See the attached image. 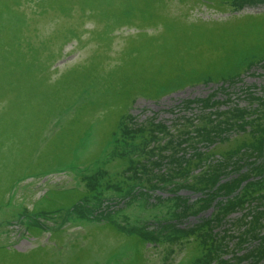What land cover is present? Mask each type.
I'll return each instance as SVG.
<instances>
[{
	"label": "rangeland",
	"instance_id": "obj_1",
	"mask_svg": "<svg viewBox=\"0 0 264 264\" xmlns=\"http://www.w3.org/2000/svg\"><path fill=\"white\" fill-rule=\"evenodd\" d=\"M211 1L0 0V52L54 64L0 63V264H264V0Z\"/></svg>",
	"mask_w": 264,
	"mask_h": 264
},
{
	"label": "trees",
	"instance_id": "obj_2",
	"mask_svg": "<svg viewBox=\"0 0 264 264\" xmlns=\"http://www.w3.org/2000/svg\"><path fill=\"white\" fill-rule=\"evenodd\" d=\"M8 1H10V0H8ZM52 1L53 2L59 1V4H61L63 2L61 8L59 9V12L61 10H63L66 13L67 17H73L74 11H75L77 5H79L83 9H85V10H83L84 12L86 11L87 13L90 14V13H92V10H86V7H89L91 9H93L94 11H96L95 8L103 7L104 5L107 4V2H102V0H62V2H61V0H52ZM203 1L208 2V3L212 2L211 0H203ZM44 2H47L48 6H49L50 0H38V4H41V3H44ZM233 2H234V0H217V5L219 7H221V8H225V6H228V5L232 4ZM97 5H99V6H97ZM133 25H134L133 23L125 24V26L131 27V28H132ZM17 34H18V32L10 33V35H14L13 37H15V38L19 37V35H17ZM45 51H49V50L46 47H44V46H39V47H35V48H30L29 49L30 53H27V52L25 53L24 52L25 54L23 53L22 55H20V53L18 52L17 47H15V45H14V48H8V49H5V50L4 49L1 50L0 55H3L5 57L0 59V63H3V62L6 61V64L8 65V67H11V68H18L17 66H26V67L33 68L34 65L30 63V61L32 60V61H35V62H39V64L41 63L40 65H38V68H35V69H37L39 71L40 70H48L44 74L46 76L47 73L52 70V66L54 64H50L48 67H47L46 64H44L45 67L43 68L42 61H45L47 59V58L42 56V53L45 52ZM15 52H18V53H15ZM11 54H19V55H13V57H11ZM27 55H32L30 57L29 61H27V59H26ZM49 56L50 57H48V58L52 57L51 54ZM17 59H19L18 62H17ZM51 63H53V61ZM4 67L0 68V74H1V69H3ZM239 70L240 69H233V70L229 71L228 69H226V70H223L222 72L217 73V74H213L212 72H210V73L200 74V75H196V76L193 75V76H189L188 80H179V81L174 80V81H168V82L154 80L155 82L153 83V85H154L155 88L151 92L143 89L141 91H137V92L135 91L133 94L130 95L129 91L125 90L124 93H123V91L117 92L119 95L117 94V95H115V97L116 96H120L119 97L120 98L119 102H121V103L124 101V98H127L126 99V101H128V103H126L127 107L130 106L129 105L130 101L133 100V99L135 100V99L143 98V99H147V100L157 101L158 99L162 98L164 95H166L168 93H172V92H176V91H179V90H183L186 87L198 86V85L200 86V84H203L204 81H207V80L212 81L211 83H213V84L220 83V85H222V86L223 85H229V84H227V80L226 81H224V80L228 79L230 81L229 83H231V81H233V79H231L232 77L229 78L228 76H231L232 74H234L233 76H236L238 74ZM98 78L100 79L101 77H97V79ZM8 79H9V81L13 82V78L12 77L11 78L7 77V79H1L0 78V80H1L0 83H6V84H9L10 86H12L10 83L7 82ZM95 80H96V76H95ZM95 80H92L91 82H95ZM221 81H224V82L221 84ZM125 86H126L125 89H127V85H125ZM12 88H13V86H12ZM108 92L109 91H107V93H106L107 95L114 96L113 92H111V91H110V93H108ZM1 116H0V118H1ZM119 123H120V117L117 118L116 122L112 126V129L110 130V128H109L110 134L112 132H115V130L119 126ZM216 147H219V146L217 145L216 142H214V143L211 144V149L210 150H211L212 153L217 155V154H220L222 151L221 150H216L215 149ZM240 147L241 146L238 144L237 147H235V148H240ZM47 158L55 160L54 158H51V157H47ZM56 158H58V156ZM49 169H46V170H49Z\"/></svg>",
	"mask_w": 264,
	"mask_h": 264
}]
</instances>
